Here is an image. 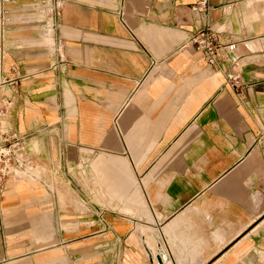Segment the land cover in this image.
<instances>
[{"label": "crops", "instance_id": "1", "mask_svg": "<svg viewBox=\"0 0 264 264\" xmlns=\"http://www.w3.org/2000/svg\"><path fill=\"white\" fill-rule=\"evenodd\" d=\"M42 1L0 0V264H264V0Z\"/></svg>", "mask_w": 264, "mask_h": 264}, {"label": "built area", "instance_id": "2", "mask_svg": "<svg viewBox=\"0 0 264 264\" xmlns=\"http://www.w3.org/2000/svg\"><path fill=\"white\" fill-rule=\"evenodd\" d=\"M43 2V9L53 19L57 16L62 0H51L46 4ZM208 0H197L192 6L193 9L203 11L207 9ZM3 11H0L1 23L3 21ZM195 49L201 52L209 65H215L219 53L222 49L233 50L235 43H219L215 40L214 33L210 28L201 29L196 32L190 39ZM5 108L0 107V195L4 190V186L15 179L27 175L31 170L32 161L28 158V153L24 151L23 144L25 137L10 129L5 123ZM151 256V255H150ZM157 256H160L162 264L164 259L161 255H152L149 264H160Z\"/></svg>", "mask_w": 264, "mask_h": 264}, {"label": "water", "instance_id": "3", "mask_svg": "<svg viewBox=\"0 0 264 264\" xmlns=\"http://www.w3.org/2000/svg\"><path fill=\"white\" fill-rule=\"evenodd\" d=\"M157 259H158L159 263L162 264V260H161L160 256H157Z\"/></svg>", "mask_w": 264, "mask_h": 264}, {"label": "bare ground", "instance_id": "4", "mask_svg": "<svg viewBox=\"0 0 264 264\" xmlns=\"http://www.w3.org/2000/svg\"><path fill=\"white\" fill-rule=\"evenodd\" d=\"M145 244H147V243H145ZM148 245V244H147ZM162 250V249H161ZM156 252V251H155ZM154 254V253H153ZM159 255V254H158ZM166 255V254H165Z\"/></svg>", "mask_w": 264, "mask_h": 264}, {"label": "rangeland", "instance_id": "5", "mask_svg": "<svg viewBox=\"0 0 264 264\" xmlns=\"http://www.w3.org/2000/svg\"><path fill=\"white\" fill-rule=\"evenodd\" d=\"M50 24H51V23L49 22V26H50ZM49 28H50V27H49Z\"/></svg>", "mask_w": 264, "mask_h": 264}]
</instances>
